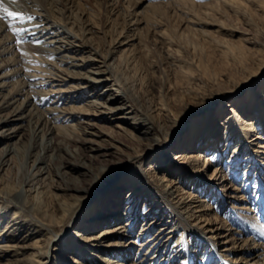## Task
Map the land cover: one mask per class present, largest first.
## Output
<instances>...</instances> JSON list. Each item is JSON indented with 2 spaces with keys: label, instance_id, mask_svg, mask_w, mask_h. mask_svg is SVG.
Returning a JSON list of instances; mask_svg holds the SVG:
<instances>
[{
  "label": "rangeland",
  "instance_id": "obj_1",
  "mask_svg": "<svg viewBox=\"0 0 264 264\" xmlns=\"http://www.w3.org/2000/svg\"><path fill=\"white\" fill-rule=\"evenodd\" d=\"M52 1L54 4V0ZM71 5L74 6L66 13L70 16V23L67 25L69 27L72 26L78 38L62 36L64 42L57 41L53 46L61 47V44H63L65 49L57 54V58L51 57L52 59H50L52 62L57 61L59 57L67 54L66 49L70 51L68 54L70 57H75V59L71 58V60H74L75 64L78 65L75 67H71L68 62L67 64L59 62L58 66L66 67L65 72L59 73L60 71H58L59 74L67 79L66 81L61 83V81L57 79H51L53 74L48 77V73L45 75L42 71L29 69L27 65L30 62L21 58L22 51L19 48L15 49L16 54H12L11 51L8 54H4V56H18L21 60L20 66H22V69L29 74H35L33 77L35 81H47L42 91H45L47 94L49 93L54 102H47L42 108L48 107L49 103L59 108L69 107V105L73 103L76 105L80 104L74 100H69L68 96L73 92L78 93L79 90L74 87V85L83 80V77L92 76V71L96 69L97 62L94 61V58H89V55H91L89 49L94 48L99 50L103 55L109 54L112 56L118 54L120 56H118L114 62L116 64L115 66L120 79L121 88L124 97L126 96L125 100L135 107L139 114L154 121L157 125V123L164 122L165 120H167V122L169 120L173 121V116L176 113L181 114L184 112L186 122L185 125L181 127L180 131L178 127L172 128L176 136L178 135L172 146H167L168 144L165 143L166 133L163 130L154 128L151 132L144 134L140 132V128L135 130L133 128L134 126H130V124L127 123V129L131 132H135L142 138V142L139 145L137 142L135 143L130 136L126 133H121L119 128L114 126L115 123L119 122L115 117L123 115L126 111L120 109L117 115L112 117L109 112H99L95 107H89V115H87L89 124H82L89 134L86 132L82 133L78 138H96L98 141L101 140V144L104 145L103 147L107 148L108 152L115 151V148H112V143L122 144L121 142H123L122 147L125 149L127 146L126 152H114L110 160L105 162H102L101 159H91L90 161V157L87 156V154L90 152L88 146L90 147L91 143L86 144L83 141H76L74 138L72 139L69 136H64L68 130L64 129L60 133L62 134L61 136L55 137V146L60 141H64L65 145H62L63 149H59V159L54 163L51 170V178L55 186L50 187L49 193L53 197H42L40 199L39 208H41V210L48 208V213L54 215V221L53 223L51 222L50 228L55 230L54 233L55 236H57L55 237V241L52 240L50 242V254L47 257H44V254L37 256V258H42L43 264H64V261H66V258H64L65 256H69L70 258L75 257L76 251H68L65 249V246L59 247L58 244L62 242L66 243L68 239L72 238L74 229L77 227L80 228L81 226L80 218L84 216V213L87 214V219L95 217L96 213L102 210L106 204H108L107 207H109L112 203L109 202L110 199L113 198L112 201L115 200L119 202V207L117 206L116 208L122 210L125 204V198L127 197L126 193L128 189H130L132 183L138 186L143 185V187L146 184L148 178L146 167L153 162L155 154L160 156L161 153L168 148H172V152L175 155H177L176 153L178 151H182L184 147H186L185 151H189L192 147V150L201 149V151L204 152L203 154H208L210 151L212 152L214 148H216V150L223 149L226 145V142L222 140L224 133H221L219 138H215L212 137V133L210 132V138L207 140L205 138V143L203 145L199 142L202 136V129L207 123V113L211 111V117L214 119V122H216V120L220 122L228 112V110L224 108L225 110L223 109L219 114L217 113L218 106L216 105H222V102L214 104V99L218 95H229L231 99H239L242 104H248V102L250 103L252 101V103H250L251 106L247 105L245 111L242 110V113L249 112L246 118L251 119L253 117L252 107L255 102V92L264 89V0H72L69 6ZM54 9L57 15L59 11L56 5ZM10 19L11 18H9L8 21H10ZM50 32V30L45 32L46 34L41 38L53 34ZM54 35L56 37L59 36L56 34ZM55 36L45 39L44 41L48 42L54 40ZM121 41H127V44L121 45ZM83 43H85L89 49L83 48ZM73 45L75 49H79L77 53L74 50H70ZM19 50L21 55H19ZM30 52L37 58L31 59L32 66L45 69L46 65L44 64L43 51H40V48L31 47ZM98 57L99 60L103 59L100 58V53ZM49 66L50 64H48V67ZM54 70L56 72V68ZM66 73L71 74V76H68ZM19 77L21 78L22 75H19ZM248 80L249 82H247ZM107 84L108 82L101 85H89V87L86 88L85 95L88 96V94L91 95L94 92L101 94L107 87ZM77 97L79 99L83 98V96L80 97L79 95ZM110 103L112 107L121 106L118 100H113V102L111 101ZM200 103L207 104L199 114H195L196 112L192 111V108ZM168 108L173 111L172 115ZM9 109L0 111V121L11 116L12 109ZM166 116L168 117L166 118ZM200 117H203L201 121L198 119ZM16 124L15 122L0 124V132L8 133L11 127L16 126ZM23 124L24 126L21 128L22 132H20V138L17 139L18 136H15L11 137V140H15L18 146L26 148L31 137L29 128L30 123L23 122ZM224 130L225 128L223 131ZM262 130L264 131V126ZM261 131L258 130L260 133ZM90 133H97V135ZM261 134H264V132ZM2 140H0V143ZM261 141H264V136ZM237 143L238 140L235 139L232 145L233 148L229 150L230 156ZM217 144H219L218 148L216 147ZM67 145L71 150L77 148V152L80 153V157L78 158L87 159L92 168L94 167L93 169L95 172L100 171L104 166L112 167V169L115 166L116 169H114V174L116 171L119 172L122 170L120 166L121 162L130 159L129 156L135 155L134 153L136 151L128 148L129 146H139L138 152L143 154L153 147L154 150L149 152L146 156L142 155L128 163L125 168L126 172H129V174L126 175V180L114 181L106 188L104 194H97L93 197L92 203L87 205V210H85L86 208L80 209V212L77 214L79 220L74 225V217L71 218V215L69 217L68 215L77 207L78 202L74 200L75 197H72V194H74L73 192L65 191L63 188L58 187L69 184L90 188L93 176L89 179L84 176H79L81 179L80 182H75L70 173L67 175L65 174L67 177L65 180L58 175L57 169L54 168L56 165L74 160L66 152L65 147ZM248 152L249 151L245 149L240 150V154H242L243 158H238L237 162L231 165V168H229L227 164L225 165L224 159L222 156H219L218 161L215 160V162L211 163L209 166L206 164L204 167L205 170L200 175L196 173L184 174L180 172V168L175 170L174 167H176V163H172L171 166L174 170L171 172L166 171L168 173L166 183L178 185L182 190L180 195H182L186 201L190 200V197H187L189 192L193 194L198 193L201 195V198L209 199L218 207L216 209L217 215L220 218L223 217L225 220L227 215L231 212H233L236 217L237 208H231V205L243 203L242 199L238 196V194L242 195L243 193L246 195L247 199V203L245 204L249 206L251 211L253 210L251 213H255L258 222L264 225V213L262 214V206L260 204L262 199L260 198L259 189H255L254 187L256 176L264 175V171L260 168L262 163L254 159H244ZM262 157H264V155H262ZM256 158L258 160L260 157L257 156ZM176 159H178L177 162L179 163L182 156L179 158L176 156ZM162 161L163 158L161 155L156 161V167ZM167 161L162 164V167L167 165ZM179 166L181 167V165ZM220 167L222 170L214 174L216 173L215 169H220ZM24 172V169H21L19 173L15 171L9 172L4 178L10 182V185L18 187L24 177ZM132 172L135 173L133 177L131 174ZM223 175H227L229 178L225 184H229L230 186V184L233 183L240 187V189L235 192L228 187L225 189L224 183L221 182L222 180L220 178ZM100 176L102 177L103 175L101 174ZM111 178L112 175H106L104 183L108 184ZM120 182L125 185V187H121L117 195L116 186H118ZM82 197L83 196H81V198ZM106 199L109 200V203L106 202ZM147 202L146 205H151L152 210H154L155 203H151L150 200ZM207 202L208 200L195 202L194 205H199L198 208L202 209L207 206ZM159 204L162 205L161 202H159ZM70 205L71 208H69ZM64 206L69 208L65 212L62 211V207ZM136 207L139 218L131 225V238H135L136 241L129 249L127 254L128 257L125 258V261H139L137 259L145 248V246L140 248V243L142 242L141 240L147 237L144 236V239L139 237L141 232H143L140 230L143 226L142 222L151 221L154 218L153 215L156 213L155 210L149 212L144 219L142 204L137 203ZM10 210L13 211L12 209ZM10 213L11 212L6 211L3 214L5 219H10ZM166 214L167 216L164 214L166 220L173 218L172 209L168 210ZM64 217L66 218V223L64 222L62 226H59L57 224L58 221ZM120 221H124V217L109 221V223L105 222L100 225L93 224L91 227H87L84 232L86 235L95 236L102 227L113 225ZM207 221L208 220L201 221L199 219L193 221V223L196 225L199 224L204 227L205 231H208L210 230V224H208ZM231 221V225L235 226V229L242 228L244 230L243 226H245V224L236 227V222H233V220ZM37 228L38 226H36V223L32 222L26 227H21L20 232H18L20 233L19 237L16 238L12 236L14 239V241H12L13 244L20 248L15 247L12 252L9 253L10 256L0 257V264H30L29 259L31 257L36 258L35 255L38 250L44 252L46 246H48V237H40L41 235H38L39 232H36ZM226 228L227 224L223 222L219 224L218 230L207 234L208 236H213V243H218L221 254L227 255V258L230 262H233V264H240L236 262V260H240L241 257H247V254H245V247L240 246L239 242L233 239L234 234L226 236V234L230 232L226 230ZM256 229L257 231H246L243 234V236L245 235V237L251 239V243L248 242V246L254 247V245L257 244L254 240L258 243H264V239L259 235L260 228L257 227ZM253 231H256L258 234H254ZM23 236H25L24 239H19ZM180 236L181 238L183 237L181 231L175 234L173 240L178 239ZM34 239L38 240L34 242ZM113 239H115V235L106 237L103 243L105 244ZM204 240L210 241L206 238H204ZM74 241L72 243H75ZM194 241L195 238L190 239L188 245L189 249L196 251L193 256L198 258L197 263H218L216 259L217 256H213L216 259L213 261V258H211L208 252L209 248H206L209 247V243H203L200 246L196 244L197 241L194 244ZM173 244L174 243H172V245ZM122 245L123 247L127 246V244ZM21 246L30 247L22 249ZM222 248L224 250H222ZM21 250L22 252L20 253L19 251ZM160 250H158L157 259H161L162 255L165 253L164 249ZM205 250H207V252H204ZM174 252L175 250L171 251L172 258ZM181 252L183 254L185 251ZM102 253L103 251H100L98 248V250L95 251V254H97L95 257H102ZM119 259H123V257L119 256ZM184 259V257L178 258L172 260L171 263L185 264V262H183ZM85 261L89 260L85 259Z\"/></svg>",
  "mask_w": 264,
  "mask_h": 264
},
{
  "label": "bare ground",
  "instance_id": "obj_2",
  "mask_svg": "<svg viewBox=\"0 0 264 264\" xmlns=\"http://www.w3.org/2000/svg\"><path fill=\"white\" fill-rule=\"evenodd\" d=\"M70 3H72V0H54V4L52 0H16V3H12L11 0H4L5 6L8 7L10 11L25 12L35 16L36 19L25 21L23 23L20 21L13 22L11 19L8 21L9 18L0 19V111L9 108L12 109L11 116L2 119L0 124L5 122L17 123L16 126L11 127L8 133L0 132V140L3 139L0 143V257L8 256L15 247H19L13 244L12 241H14V239L12 236L16 238L19 237L20 233L18 232H20V228L23 226L26 227L32 222L36 223V226H38L36 232H39L38 235H41L40 237H48V246H46L44 252L38 250L35 255L36 258L31 257L29 259L30 264H43L42 258H37V256L44 254V257H47L50 254V242L52 240L55 241V237L57 236H55V230L50 228L51 222L53 223L54 221V215L48 213V208L44 210L39 208V203L41 202L40 199L42 197L48 196V198H50L49 196H52L49 193V189L50 187L55 186V184H53L54 181L51 178V170L54 163L59 159V149H63L62 145H65L64 141H60L55 146V137L61 136L62 134L60 133L64 129L68 130L64 136H69L72 139L74 138L76 141H83L86 144L91 143V146H88L90 152L87 154V156L90 157V161L91 159H101L102 162H105L110 160V157H112L114 152H126L127 146L124 143L126 146L125 149L122 147L123 142H121L122 144L112 143V148H115V151L108 152L107 148L103 147L104 145L101 144V140L98 141L96 138H78L82 133L86 132L89 134L87 129L82 125L83 123L87 124L89 122V118L87 117V115H89V107H95L99 112H109L112 117H115L120 109L126 111L123 115L115 117L119 122L115 123L114 126L119 128L121 133L123 132L130 136L131 139L139 145L142 142V138L135 132L129 131L126 126L127 123L130 124V126H134L133 128L135 130L140 128V132L144 134L151 132L154 128L163 130L166 133L165 143L168 144L167 146H172L175 138L178 137V135L176 136V133L172 131V128L178 127V130L180 131L181 127H183L186 122L184 112L181 114L176 113L173 116V121L168 118V122L165 120L164 122L157 123V125L154 121L139 114L137 112L138 110L125 100L126 96L124 97L115 66L116 64L114 62L119 55H103L97 49H89L85 43L82 44V47L89 49L91 53L89 58H94V61L97 63L96 69L92 71V76L83 77V80L74 85L79 92L70 93L68 96L69 100H74L80 104L76 105L73 103L69 105V107L59 108L58 106H52L49 103L48 107L42 108L45 103L54 102L49 93L47 94L45 91H42L44 85L47 84V81H35L33 78L35 74H29L22 69V66H20L21 60L18 56H4V54L10 53V51L12 54H16L15 49L19 48L22 51V55L20 50V53L18 52L19 55L22 56L21 58L30 62L27 65L29 69L42 71L45 75L48 73V77L53 74L51 79H57L58 81H61V83L66 81L67 79L59 74L65 72L66 67L58 66L59 62L64 64H67L68 62L71 67H75L78 65L75 64L74 60H71V58L75 59V57H70L68 55L70 51L66 49L67 54L59 57L57 61L52 62L50 59H52L51 57L57 58V54L65 49L63 44H61V47L53 46L57 41L64 42L62 36L78 38L72 26L69 27L67 25L70 23V16L66 13L72 6H74H69ZM55 5L59 11L57 15L54 12ZM12 27L23 28L26 29V31L14 34L11 30ZM49 30L51 31L50 33L53 34L41 38L46 34L45 32H48ZM54 34L59 36L56 37ZM53 36H55L54 40L48 42L44 41ZM120 44L125 45L127 44V41H121ZM31 47L40 48V51H43L45 60L44 64L46 65L45 69L32 66L31 59L37 58L30 52ZM72 48L70 50H74L76 53L79 51V49H75V47ZM99 53L101 56L100 58H103L104 60H99ZM48 64H50L49 67ZM55 68L56 72L54 70ZM58 71L60 72L58 73ZM69 73L66 74L71 76ZM19 75H22V77L20 78ZM106 82H108V84L105 90L101 93L102 95L96 92L92 93L93 95H85L86 88H88L89 85H101ZM247 82H249V80ZM78 95L80 97L83 96V98L79 99L77 97ZM255 95V102L252 107L253 117L251 119L246 118V116L249 115V112L242 113V110L245 111L247 105L251 106L250 103H252V101L250 103L248 102V104H242L239 99H231L229 95L225 94L218 95L214 99V104L222 102V105H216L218 106V114L223 111L224 108H226L228 112L220 122L216 120L218 123L214 122V119H212L211 111L207 113V123L202 129V136L199 142L203 145L205 143V138L206 140L210 138V132L212 133V137L215 138H219V135L224 133L222 140L226 142V145L223 149L216 150V148H214L212 152L210 151L208 154H203L204 152L201 151V149L192 150V147L189 151H185L186 147H184L182 151H178L176 153L177 155H175L172 152L173 149L168 148L161 153L163 161L160 162L157 167L156 161L161 157V155L159 156L158 154L154 155L153 162L146 167L148 178L144 187L143 185L138 186L137 184L132 183L130 189H128L126 193L127 197L125 198V204L123 205L122 210L116 208L117 206L119 207L120 203L115 200L112 201V198L110 201L106 199V202L109 201L112 203L109 207H107L108 204H106L102 210H99L96 213L95 217L87 219V214L84 213V216L80 218L81 226L80 228L77 227L74 229L72 238L68 239L66 243L62 242L61 244H58L59 247L65 246V249L68 251H76L75 257H64L66 258L64 264H172V260L183 257L185 258L183 260L185 264H199L197 263L198 258L193 256L196 251L189 249L188 242L192 238H195L194 244L197 241L196 244L200 246L203 243H209V247L206 248H209L208 252L210 253L211 258H213L212 260H218L217 264H233V262H230L227 258V255L220 253L221 249H219L218 243H213L212 241L213 236L211 237L207 234L218 230L219 224L223 222L227 224L226 230L230 231L226 236L234 234L233 239L236 242L238 241L240 246L245 247V254H247V257H241V259L236 260V262L240 264H264V243H258L253 239L257 244H255L254 247L248 246L249 243H251V239L245 237V235L243 236L246 231H257L256 228L258 227L260 228L259 235L264 239V225L258 222L255 213H251L253 210L251 211L249 206L245 204L247 203L245 194H238L243 203L231 205V208H237L236 217L234 213L231 212L227 215L225 220L223 217L220 218L217 215L216 209L218 207L209 199L201 198V195L198 193L193 194L192 192H189L187 197H190V200L186 201V199L180 195L182 190L178 185L176 186V184L170 185L168 182L166 183L167 172L173 171L174 168L175 170L180 168V172H183L184 174L196 173L197 175H200L205 170V165L207 164V166H209L211 163H214L215 160L218 161L219 156H222L225 161L224 164H227L228 167L231 168V165L235 164L238 158L242 157L240 150L244 149L249 151L244 159H254L262 163L260 168L264 171V157H262V155H264V141H261L264 136V134H261L264 132L262 130L264 126V89L255 92ZM113 100L120 101L121 106L112 107L110 102H113ZM206 104L200 103L199 105L194 106L192 111L196 112L195 114H199ZM172 112L173 111L170 112L171 115L173 114ZM167 117L168 116H166V118ZM202 118L203 117H200L198 119L201 121ZM23 122L30 123L29 128L31 131V137L26 148L18 146L15 140H11V137L15 136H18L17 139L20 138V132H22L21 128L24 126ZM224 128L225 130L223 131ZM258 130H262L261 133L258 132ZM90 134L97 135V133ZM235 139L238 140V143L230 156L229 150L233 148L232 145L234 144ZM218 145L219 144L216 146L217 148ZM134 146H129L128 148L135 150V155H131L129 156L130 159L121 162L120 166L122 167V170L119 172L116 171L115 174V166L113 169L112 167L104 166L100 171L95 172L93 169L94 167L92 168L87 159L78 158L80 157V153L77 152V148L71 150L68 145L65 147L66 152L74 160H69L63 164L56 165L54 168L57 169L58 175L65 180V178H67L66 175L70 173L75 182H80L81 179L79 176H84L87 179L93 176L91 187H88L89 189L84 186L80 187L69 184H65L63 187H58L75 194V196L72 194V197H75L74 200L78 202L77 207L68 215V217L70 215L71 218L74 217V225L79 220L77 214L80 212V209L86 208L85 210H87V205L92 203L91 201L93 197L97 194H104L106 188L114 181L126 180V175H128L129 172H126L125 168L128 163L142 155L146 156L149 152L154 150L153 147L152 149L145 151L143 154L138 152L139 146ZM176 156H178V158L182 156L179 163L177 162L178 159H176ZM257 156L260 157L258 160L256 158ZM166 161L168 162L167 165L162 167V164H164V162L166 163ZM172 163H176V167L173 168L171 166ZM179 165H181V167ZM218 168L215 169L216 173L214 174H217L219 170H222L221 167L220 169ZM21 169L25 170V174L20 185L18 187L10 185V182L5 179L4 176L9 172L14 171L19 173ZM101 174L103 175L102 177L100 176ZM131 174L132 177L135 175L134 172ZM106 175H112L111 180H109L110 183L108 182V184L104 183ZM220 178L222 180L221 182L224 183L225 189L228 187L232 191L234 190V192L240 189V187L233 183H231L230 186L229 184H225V182L229 180L227 175H223ZM254 183L255 189H259L260 192V198L262 199L260 204L262 206L261 209L263 214L264 175L256 176ZM121 187H125V185L120 182V184L116 186L117 190L115 189L117 195L119 190H121ZM81 196L83 197L81 198ZM148 200L153 204L155 203L154 210L156 213L153 215L154 218L151 221H143V226L140 228L143 232H141L139 237L142 239L144 236H147L146 239L143 238L144 240L140 239L142 241L140 243V248L143 246H145V248L137 259L139 261H125V258L128 257L127 254L129 249L136 241L135 238H131V225L139 218V213L136 210L137 203L142 204L143 206L144 219L149 212L154 211L152 210L151 205H146ZM207 200L208 204L205 208L199 209V205H194L195 202ZM159 202H161L162 205H160ZM65 206L62 207L63 212L71 208V205L69 208H66ZM171 209L173 210V218L166 220L165 215L167 216L166 213ZM6 211L11 212L10 219L8 220L3 216ZM121 217H124V221L102 227L95 236L89 234L86 235L84 232L87 227L89 228V226L91 227L93 224L100 225L105 222L109 223V221ZM65 219V217L61 218L57 224L62 226ZM199 219L201 221L208 220L207 223L210 224V230L205 231L204 227L193 223V221ZM231 220L236 222V227L245 224V226H243L244 230L242 228L235 229V226L231 225ZM179 231H181L183 237L181 238L180 236L178 239L173 240L175 234ZM256 231H253L254 234H258ZM113 235H115V239L110 240L105 244L103 243V240L106 237ZM24 238L25 236L20 237L19 239ZM204 238L209 239L210 241L204 240ZM37 240L38 239H34L33 241L35 242ZM73 241L75 243H72ZM172 243L174 244L172 245ZM122 244H127V246L123 247ZM29 247L30 246H24L22 249ZM98 248L100 251H103V256L100 258L95 257L97 256L95 251H97ZM160 249H164L165 253L162 255L161 259H157L158 250ZM173 250H175L174 255L175 253L176 255L175 257L173 255L172 258L171 251ZM222 250L224 249L222 248ZM181 251L185 252L182 254ZM19 252L21 253L22 250ZM204 252H207V250ZM119 256H122L123 259H119ZM213 256H217V258L215 259ZM85 259L89 261H85ZM206 264H212V262Z\"/></svg>",
  "mask_w": 264,
  "mask_h": 264
},
{
  "label": "snow or ice",
  "instance_id": "obj_3",
  "mask_svg": "<svg viewBox=\"0 0 264 264\" xmlns=\"http://www.w3.org/2000/svg\"><path fill=\"white\" fill-rule=\"evenodd\" d=\"M11 2L16 3V0H11ZM7 18H11L13 22L20 21L21 23L36 19L35 16L31 14H27L25 12L10 11L9 8L5 6L4 0H0V19H7ZM11 30L14 34L26 31V29L16 28V27H12Z\"/></svg>",
  "mask_w": 264,
  "mask_h": 264
}]
</instances>
